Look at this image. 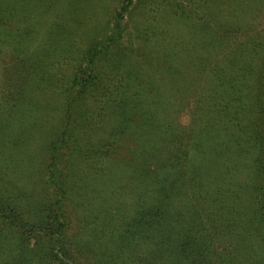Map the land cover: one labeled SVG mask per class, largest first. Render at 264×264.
Returning a JSON list of instances; mask_svg holds the SVG:
<instances>
[{
  "label": "trees",
  "instance_id": "trees-1",
  "mask_svg": "<svg viewBox=\"0 0 264 264\" xmlns=\"http://www.w3.org/2000/svg\"><path fill=\"white\" fill-rule=\"evenodd\" d=\"M74 2L0 0V264H264V0Z\"/></svg>",
  "mask_w": 264,
  "mask_h": 264
},
{
  "label": "rangeland",
  "instance_id": "rangeland-1",
  "mask_svg": "<svg viewBox=\"0 0 264 264\" xmlns=\"http://www.w3.org/2000/svg\"><path fill=\"white\" fill-rule=\"evenodd\" d=\"M81 1V2H80ZM98 0H79L77 2V0H75L73 7H79L82 8L83 10H88L91 14H98V15H102L101 12L104 9L103 6L104 4H106V2H111L112 0H107V1H103L101 2V4H97ZM80 2V3H79ZM70 5V0H54L53 6H51V9H55L59 12H61L63 9H70L72 7H68ZM68 7V8H67ZM111 9H113V6L111 7ZM100 19H102V22H104L106 20V17L104 16H100ZM97 18V19H99ZM51 19V16L49 15L48 21H46L44 18L40 20L39 25H38V33H37V37L39 38H43L44 35H46L48 32V26H49V21ZM93 21H96L95 19H91L88 22H92L91 25L88 26V29L91 28L92 24H95ZM72 28H75V26L72 25ZM76 29V28H75ZM79 31V30H78ZM74 39H78V37H74L72 40ZM37 41H40V39H37ZM72 60L70 59H65L62 60L57 67H55V74L56 77H60L63 75L66 67H68L66 65V63L68 64L69 62H71ZM71 64V63H70ZM69 68V67H68ZM0 77H1V73H0ZM164 87L167 89L170 87V83H165ZM99 111V106L98 104L95 103V107L94 110L92 111L93 115L95 116V114H97ZM52 113H50L49 116V120H51L53 123L60 117L56 116V115H52ZM129 173V172H128ZM101 202H98L96 204L93 205V207H98L99 209H102L103 204H106L105 206L107 207L108 210L112 209V208H117L118 210H121V205L119 203L117 204H113L112 201H110L109 203L105 202L104 200H100ZM108 204V206H107ZM83 211L78 210L75 214L83 216L82 213L86 212L89 210V208H81ZM120 212V211H119ZM119 212H117L118 214H120Z\"/></svg>",
  "mask_w": 264,
  "mask_h": 264
}]
</instances>
